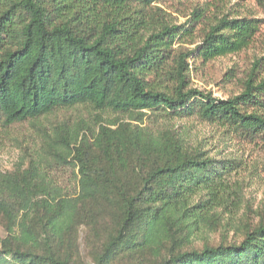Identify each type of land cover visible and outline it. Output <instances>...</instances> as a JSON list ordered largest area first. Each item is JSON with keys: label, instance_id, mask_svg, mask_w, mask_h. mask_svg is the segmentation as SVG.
Here are the masks:
<instances>
[{"label": "trees", "instance_id": "16d2710c", "mask_svg": "<svg viewBox=\"0 0 264 264\" xmlns=\"http://www.w3.org/2000/svg\"><path fill=\"white\" fill-rule=\"evenodd\" d=\"M168 1L0 0L1 128L79 106L121 117L97 121L90 136L57 128L27 167L0 175V264H78L82 226L92 264H264V220L239 243L188 248L235 167L146 120L196 117L264 139V79L253 69L224 101L189 88L193 52L173 58V47L199 20L152 24L148 9ZM259 22L222 20L195 52L206 61L236 54ZM49 162L78 169L75 196L55 187Z\"/></svg>", "mask_w": 264, "mask_h": 264}, {"label": "rangeland", "instance_id": "374dc122", "mask_svg": "<svg viewBox=\"0 0 264 264\" xmlns=\"http://www.w3.org/2000/svg\"><path fill=\"white\" fill-rule=\"evenodd\" d=\"M195 9L198 10L197 18L192 17ZM148 10L147 17L154 25L189 26L199 20L194 24L193 36L175 43L173 47V58L181 52H193L187 58L189 74L186 81L189 88L224 101L242 92L253 69L258 81L264 79V10L260 0H175L153 4ZM238 18L260 20L258 32L248 47L236 54L208 61L195 52L212 26L222 20ZM258 60L261 61L255 66ZM170 64H173V60H170ZM116 119L121 117L79 106L56 110L37 120L8 128L0 127V175L13 173L22 164L27 167L29 161L43 150L44 140L54 136L57 128L81 130L90 136L86 129H93L97 121L103 123ZM144 126L157 131L169 130L180 136L188 147L199 148L218 161H231L235 167L232 173L225 176L229 187L224 200L212 207L207 225L199 224L188 248L217 246L222 241L239 243L243 239L242 229L254 227L264 220V139H248L227 126L204 122L196 117L171 121L148 118ZM42 168H45L47 176L60 192L69 196L78 193V169L72 163L49 162L42 164ZM3 224L0 217V236H4ZM87 235V229L82 226L79 229L81 257L78 264H92L86 244Z\"/></svg>", "mask_w": 264, "mask_h": 264}]
</instances>
